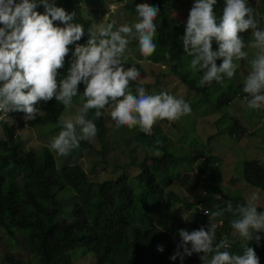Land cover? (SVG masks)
<instances>
[{
    "label": "trees",
    "instance_id": "obj_1",
    "mask_svg": "<svg viewBox=\"0 0 264 264\" xmlns=\"http://www.w3.org/2000/svg\"><path fill=\"white\" fill-rule=\"evenodd\" d=\"M263 1L258 4L256 17L261 30H264ZM19 2L21 0H17ZM47 2L62 7L68 14L76 13L72 22L80 23L84 27V35L77 42L86 45V40L90 37V21L81 15L85 10L81 6L82 0ZM165 4L167 5L166 0H150L149 5L164 10ZM246 4L251 8L254 6L253 0H246ZM216 6L215 4V15ZM224 7L225 0L220 4L222 10ZM35 10L41 14L45 12L39 0ZM54 25L65 26L60 21H54ZM184 34V26L179 25H174L166 32L165 38L158 31L153 37L156 50L147 57L141 54L140 59L151 63L165 62L169 66L170 74L197 95L201 102L214 109L228 105L237 95L247 94L243 91L244 85L238 78L237 71L232 78L225 76L221 83L213 81L201 86L199 80L202 72H192L189 67L192 57L183 50ZM136 43L138 44L137 41ZM68 47L69 53L65 57L64 66L57 70L58 83L67 75L74 60L75 48L73 44ZM212 50H218L215 40L212 42ZM220 63L222 60H217L218 66ZM136 86H140V83H129L128 90H132L134 95ZM142 86L145 90L148 89V84L143 83ZM84 90L85 85L81 82L76 96L79 107L85 102ZM63 107L55 98L47 102L40 101V115L34 120H26V124L29 127L42 128L49 135L56 131L59 133V114ZM111 108L110 103L101 110L103 115L94 120L99 149L95 150L89 141L81 140L79 148L63 158L60 167L56 166L48 149L44 146L38 151L25 149L16 136L17 127L6 126L5 134L0 137V240L8 247V252L3 257L8 264H13L16 260L15 253L11 251L14 245H21L27 253L24 256H33L36 264H68L70 251L78 247L91 254L89 264H203L200 257L204 253L185 256L183 261L179 257L176 260L171 259L181 243L179 230L184 229L191 233L204 227L207 231L210 224L204 219L209 214L225 209L229 202L234 209L238 204L246 202L238 194L222 192L221 172L215 156L193 148L187 160L194 162L195 172L189 179L184 175L178 179L181 186L200 188L192 203L184 201L186 209L189 210L188 220L176 227L171 224L165 228L155 226L153 220L159 198L163 189L170 184V168L182 159L169 148L170 138L158 129L151 134H145L136 126L127 136L119 135L121 143L127 149L128 162L138 169L136 176L141 189L137 193L127 183L124 173L96 181L89 179L78 163L63 164L70 155H80L81 149H89L96 156H100L92 163L93 166L100 161L105 162L104 157L110 151L109 141L113 132L108 121V111ZM94 112L95 109L89 110L88 118H92ZM137 146L143 152L142 158L135 162L131 152ZM147 160L149 162L146 163ZM241 176L245 183L264 190V163L256 159L244 160ZM172 198L178 203L183 202L175 195ZM258 205V211H264V205ZM205 210L208 215L201 212ZM236 218L238 217L225 211L214 220L217 225L216 242L226 237L229 244L227 250L234 255L242 254L244 247L248 245L255 250L259 264H264V231L254 233L253 238L250 241L245 240L243 245L237 244L241 237L231 227V221ZM256 236L260 237L257 241ZM159 246L163 247L162 252L158 251ZM180 251L183 252V249Z\"/></svg>",
    "mask_w": 264,
    "mask_h": 264
},
{
    "label": "clouds",
    "instance_id": "obj_2",
    "mask_svg": "<svg viewBox=\"0 0 264 264\" xmlns=\"http://www.w3.org/2000/svg\"><path fill=\"white\" fill-rule=\"evenodd\" d=\"M39 3L45 8L44 14L35 10L37 0L19 3L0 0V23L4 25L0 28V113L21 111L26 120H34L40 115L38 103L53 98L69 107L78 94V85L83 82L85 102L76 115L60 117L61 130L50 140L51 150L66 156L79 148L81 140H94L97 134L94 120L103 115L101 110L110 103V117L116 127L138 126L145 134H151L157 121H175L191 113L190 105L183 98L166 92L147 93L140 72L135 67L127 70L124 67L126 49L132 39L138 41L140 53L145 57L156 50L153 37L157 29L154 23L157 7L147 3L136 5L137 21L133 24L93 25L88 29L90 38L86 45H81L77 41L84 35V27L72 22L76 13L68 14L47 0H39ZM215 4L216 0H195L190 10L183 36V50L192 57L189 67L194 74L202 72L201 86L213 81L221 83L225 76L235 75L238 67L235 61L247 58L244 49H255L243 91L251 97L246 107L260 109L264 106V30L258 28L254 9L247 6L246 0H225L219 18L214 13ZM54 21L65 26H55ZM248 29L252 38L246 44L239 34ZM213 40L218 44L217 51L212 50ZM72 44L74 60L67 75L58 83L57 70L64 66L68 46ZM217 60H222L219 66ZM137 80L140 86L134 95L128 90L129 83ZM91 109L95 112L88 118ZM259 200V191H253L246 202L235 209L229 202L225 209L212 215L222 216L226 211L237 216L231 221V227L241 238L250 241L254 233L264 231V211H258ZM216 228L217 225L211 223L207 231L204 227L191 233L180 229L181 243L171 259L179 257L183 261L185 256L204 253L200 257L203 264H259L252 247L246 245L242 254L234 255L227 250L226 237L217 243ZM158 251L162 252L163 247L159 246Z\"/></svg>",
    "mask_w": 264,
    "mask_h": 264
},
{
    "label": "rangeland",
    "instance_id": "obj_3",
    "mask_svg": "<svg viewBox=\"0 0 264 264\" xmlns=\"http://www.w3.org/2000/svg\"><path fill=\"white\" fill-rule=\"evenodd\" d=\"M223 1L216 0L217 18L222 16L220 14H222L223 10L220 8V4ZM261 1L263 0H253L254 6L252 8L254 9L255 18L257 17L258 4ZM166 2L167 5H164V10H159L154 20L157 25L156 35L158 31H161L163 38L166 37V32L171 30L174 25L184 26L186 31L187 19L195 0H166ZM141 3L150 4V0H82L81 6L85 10L81 15L87 21H90V27L99 23L113 22L118 27L125 23L133 24L137 21L135 7ZM2 27L3 24L0 23V28ZM239 35L247 44L252 38L251 29ZM244 51L248 53L247 58L235 61L238 65L236 70L238 78L243 85L250 71V61L254 58L256 50L246 47ZM125 55L127 56V63L124 65L125 69L135 67L140 72V79H144L143 83L148 84L147 93L160 94L166 92L177 98H183L191 107L190 114L181 116L175 121H157L151 130L152 133L158 129L169 137L171 140L169 148L182 158L170 168V184L163 189V193L159 198L153 224L163 228L168 227L169 224L172 227H176L188 220L189 210L186 209L184 201L192 203L200 192V188L199 186H196V188L181 186L178 179L179 176L183 175L189 179L195 172L194 162L187 160L189 159L188 155L193 152V148L215 156V162L221 172L220 187L223 193L238 194L247 200L251 192L258 190L260 194L258 204L264 205V190L245 183L241 176V167L244 160L256 159L264 163V106L260 109H248L246 103L247 99L251 97L246 94L237 95L231 99L228 105H222L214 109L210 105L201 102L197 95L184 87L176 77L170 74L169 66L165 62L151 63L141 60V53L136 40H131ZM132 82L140 83L139 80ZM129 91L132 92V90ZM79 108L76 97H73L72 104L69 107H63L59 114V119L61 116L76 115ZM12 112V114L0 113V137L5 134L7 125H14L17 127L16 136L25 149L38 151L40 147L44 146L54 157L56 166L60 167L62 159L67 155H58L49 148L50 140L58 135V131L49 135L42 128L29 127L26 124L25 113L21 111ZM108 115L110 117V110ZM108 121L113 132L109 141L110 151L104 157L105 162L100 161L93 166L92 163L100 156L98 154L96 156L89 149H81L80 155H70L67 160H64L63 164L78 163L88 178L96 181L104 178H114L119 173H124L127 183L137 193L141 189L136 176L138 169L135 165L128 162L127 149L124 148L119 137L120 134L127 136L131 131L135 130V127L122 126L118 128L111 117ZM90 143L93 149H99L96 137ZM142 152L143 149L140 146L135 147L133 152H131L135 162L142 158ZM173 195L182 199L183 202L178 203L172 198ZM206 211L201 212L205 213ZM174 213L176 216H174ZM215 219H218V216L209 214L204 221L207 224H211L214 223ZM173 240L177 242L176 238ZM2 241L0 240V264H8L3 260L4 255L8 252V247ZM237 242V244L243 245L245 240L241 238ZM11 251L15 253L14 258L16 259L13 264L24 262L36 264V259L33 256H24L27 253L21 245H14ZM69 258L68 264H89L91 254L78 247L70 251ZM209 258H211V254H209Z\"/></svg>",
    "mask_w": 264,
    "mask_h": 264
}]
</instances>
